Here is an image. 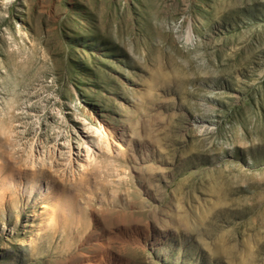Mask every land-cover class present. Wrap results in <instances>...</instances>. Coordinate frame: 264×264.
Segmentation results:
<instances>
[{"label":"rangeland","instance_id":"rangeland-1","mask_svg":"<svg viewBox=\"0 0 264 264\" xmlns=\"http://www.w3.org/2000/svg\"><path fill=\"white\" fill-rule=\"evenodd\" d=\"M0 264H264V0H0Z\"/></svg>","mask_w":264,"mask_h":264}]
</instances>
